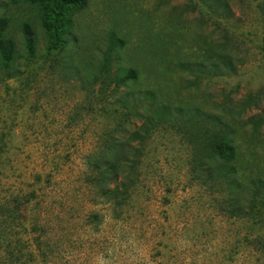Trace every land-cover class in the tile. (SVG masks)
Segmentation results:
<instances>
[{"label": "rangeland", "instance_id": "1", "mask_svg": "<svg viewBox=\"0 0 264 264\" xmlns=\"http://www.w3.org/2000/svg\"><path fill=\"white\" fill-rule=\"evenodd\" d=\"M1 16L17 55L0 72V218H15L0 245L37 255L36 223L49 246L31 264H264L249 208L264 180V0H86L48 27L28 1L0 0ZM106 67L137 78L116 88ZM145 128L128 197L100 195L88 155ZM225 136L232 163L212 156Z\"/></svg>", "mask_w": 264, "mask_h": 264}, {"label": "trees", "instance_id": "2", "mask_svg": "<svg viewBox=\"0 0 264 264\" xmlns=\"http://www.w3.org/2000/svg\"><path fill=\"white\" fill-rule=\"evenodd\" d=\"M33 6L40 15V18L45 27L49 25L64 26L69 23L67 15L72 7L79 8L83 7L86 0H26ZM10 21L8 17H0V72H6L7 69L12 65L17 55L16 43L13 37L9 34ZM21 32L25 40V47L29 53H33L35 49V34L32 26L28 23H24ZM106 76L109 77L110 82L114 84L116 88L127 86L128 83L137 78L136 71L131 68L127 72L117 73L111 72V70L106 67ZM146 93V92H145ZM149 95L145 94L144 98L147 99ZM128 106V105H125ZM132 108H135L133 105ZM164 113L166 110L164 109ZM130 114H126V119H129ZM116 132L123 131V123H118L115 128ZM149 134V129L145 128L143 134L137 132H131L129 137L126 139H119L115 137V134H111L109 139L103 141V145L98 149V151L88 155L86 165H87V183L92 187H96V190L100 195H106L108 193H113L115 197H120L125 195L128 197V193L133 184V174L137 166L136 160V150L133 149L134 142L141 143L144 141V135ZM213 148L212 156L218 157L220 160L226 163H232L238 159V152L236 146L232 144V140H229L227 136L221 139H216L210 142ZM133 150L134 155L131 154ZM205 157V156H204ZM203 157V158H204ZM207 159L211 158L206 156ZM226 185L232 191L240 190V185H236L234 182L230 181V176L223 175ZM251 191V204L250 209L255 212L257 216L260 217L262 225H264V180L257 179L253 181ZM116 189V190H114ZM36 196V191H30L27 196L22 198H17L14 202L15 210H19L21 205L30 202ZM4 216L8 210L2 211V217L0 218V224L3 226L8 224L9 221H14V214L11 210ZM19 212V211H18ZM20 215V213H19ZM21 216V215H20ZM31 231L39 230L38 234H34L31 237V245L35 246L38 254H34L31 250L24 252L23 249L14 250L12 249L11 243L6 245H0V259L2 264H31L32 256L38 258L43 254L45 255V246H49L46 236V231L43 227L38 226L35 223L31 224ZM258 249L264 253V234L255 239ZM46 248V247H45ZM28 249V248H27ZM30 253V255H26Z\"/></svg>", "mask_w": 264, "mask_h": 264}]
</instances>
